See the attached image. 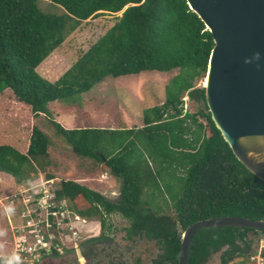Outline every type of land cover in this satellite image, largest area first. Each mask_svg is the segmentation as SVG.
<instances>
[{
    "label": "trees",
    "instance_id": "obj_1",
    "mask_svg": "<svg viewBox=\"0 0 264 264\" xmlns=\"http://www.w3.org/2000/svg\"><path fill=\"white\" fill-rule=\"evenodd\" d=\"M45 1L64 14L40 11L39 0H0V94L9 89L32 117L46 118L73 154L94 160L119 180L115 200L69 180L59 182L58 193L71 201L77 214L97 218L99 238L104 239L112 227L106 218L116 213L127 222L126 240L141 238L157 246L159 254L152 264H176L181 234L191 223L219 216L264 220V183L234 158L210 120L204 89L194 87V80L206 73L213 43L185 0ZM119 12L116 22L58 79L42 78H49L53 62L47 55L61 43L67 20L77 23ZM174 69L178 74L165 85L163 103L142 111L140 128L64 129L47 110L48 103L67 101L108 76ZM184 93L202 108L182 115ZM48 144L32 126L24 153L0 145V172L16 177L34 171L32 164L48 165ZM144 195L152 198L151 204L158 195L168 198L163 206L172 203L173 215L149 205ZM248 232L264 230H198L188 248L187 264H206L217 252L218 264H243L250 254Z\"/></svg>",
    "mask_w": 264,
    "mask_h": 264
},
{
    "label": "rangeland",
    "instance_id": "obj_2",
    "mask_svg": "<svg viewBox=\"0 0 264 264\" xmlns=\"http://www.w3.org/2000/svg\"><path fill=\"white\" fill-rule=\"evenodd\" d=\"M37 5L40 11L44 13L64 14L60 7L52 5L45 0H39ZM120 14L121 12L117 14H99L77 23L67 20L65 23L67 31L64 32L61 43L47 55V57L50 56L52 58L53 62L48 75L49 78L41 77L49 82L58 79L98 38L104 35L116 22V17H119ZM177 74L178 70L174 69L168 72L146 71L118 78L108 76L87 92L74 95L67 101L60 100L48 103L47 110L52 116L51 118L56 115L58 121L65 126L68 125V120H65V118L71 120L74 124H80V122H74V107L79 105L83 111L88 112L91 116L84 123L87 128L118 129L126 128L127 126L129 128H140L142 127V111L163 103L164 87ZM204 83L205 75L203 78L201 76L193 82L196 88L203 87ZM0 98L3 112L0 114V145L11 146L23 153L27 148L32 126L37 127L47 137L49 142L47 147L48 165L40 166L39 168L32 164L33 169L35 168L34 171L19 173L16 177L0 175V199L11 194L18 184L29 182L30 177L38 179V177H43L45 174L51 175L56 181L69 180L81 183L98 193L101 190H105V199L115 200L117 198L120 187V182L117 178L107 171L104 173L106 178L100 180L99 176L102 171L99 164L94 160L74 155L62 138L55 134L46 118L42 114L32 117L29 108L17 102L9 89L2 91ZM180 100L182 101V115L184 113H195L202 108L200 102L191 101L186 93L181 96ZM62 116L65 118H62ZM54 120L56 121V119ZM197 121L205 125L203 118L197 117ZM102 124L105 125L101 126ZM95 125L97 127H94ZM67 129H69V126ZM203 133L205 136L209 135L207 128L203 130ZM149 192L146 191L145 194ZM110 193H113L114 196H110ZM164 198L165 196L158 195L154 197L153 204H151L152 198L146 195L143 196L144 201L149 205H153V207L157 205L162 213L172 216V203H167L168 206L164 207L163 201L169 202L168 198ZM89 218V226L91 227L93 220L96 221L97 218ZM107 219L112 227L105 231L104 239L100 238L102 242H95L96 247H103L105 253L107 252L109 256L111 255V250H113L112 255H116L118 263L121 264H152V261L159 254L157 246L153 242H147L141 238L126 240L123 229L127 226V222L118 214L109 215ZM6 223L0 208V232L3 233V235H0V255L8 257L11 249ZM96 232L97 228H94L92 233L95 234ZM246 240L250 242V253H254L258 249L259 241H264V233L248 232ZM87 241L84 242L82 248L87 245ZM3 242H5L4 245ZM219 256L220 252L212 254L206 264H218ZM62 261L64 264H77L72 257ZM244 262L243 264H248L247 259Z\"/></svg>",
    "mask_w": 264,
    "mask_h": 264
},
{
    "label": "water",
    "instance_id": "obj_3",
    "mask_svg": "<svg viewBox=\"0 0 264 264\" xmlns=\"http://www.w3.org/2000/svg\"><path fill=\"white\" fill-rule=\"evenodd\" d=\"M211 36L204 103L210 120L234 158L264 183V0H185ZM264 230V220L219 216L182 232L176 264H187L188 248L200 229Z\"/></svg>",
    "mask_w": 264,
    "mask_h": 264
},
{
    "label": "built area",
    "instance_id": "obj_4",
    "mask_svg": "<svg viewBox=\"0 0 264 264\" xmlns=\"http://www.w3.org/2000/svg\"><path fill=\"white\" fill-rule=\"evenodd\" d=\"M59 182L38 177L34 182L18 184L11 194L0 199L11 249L8 257L0 256V264L14 254L20 257V264H47L64 256L85 264L81 247L98 233L100 224L95 219L90 227L92 218L74 211L71 201L58 193ZM8 209L12 210L10 214ZM106 222L110 223L107 218ZM263 250L264 241L260 240L258 249L247 256L248 264H264Z\"/></svg>",
    "mask_w": 264,
    "mask_h": 264
},
{
    "label": "flooded vegetation",
    "instance_id": "obj_5",
    "mask_svg": "<svg viewBox=\"0 0 264 264\" xmlns=\"http://www.w3.org/2000/svg\"><path fill=\"white\" fill-rule=\"evenodd\" d=\"M94 236L95 237H92V239L88 240L87 245H85L83 248L81 247L82 249L80 250V256L85 259V264H93L95 262H98V264L118 263L119 261L117 259V256L112 255V252H114L113 250H111V255L109 256L107 252L105 253L103 247H96L95 242H102L99 238V232ZM66 258H68V256H64L61 259L49 261L47 264H64L62 260Z\"/></svg>",
    "mask_w": 264,
    "mask_h": 264
},
{
    "label": "crops",
    "instance_id": "obj_6",
    "mask_svg": "<svg viewBox=\"0 0 264 264\" xmlns=\"http://www.w3.org/2000/svg\"><path fill=\"white\" fill-rule=\"evenodd\" d=\"M38 67V66H37ZM36 67V68H37ZM36 72H37V69H36ZM0 100H1V98H0ZM4 111V110H3ZM77 112V113H76ZM1 113H3L2 112V108H1V110H0V114ZM51 116V115H50ZM74 116H75V118H74V122H80V124H74V123H72V121L71 120H69V119H66L65 117H63L62 116V118H65V120H68L67 121V126H65V125H63L62 123H60L59 121H58V118H56V115H54L53 116V118L54 119H56V121L55 122H57L58 124H60V126H62L64 129H67V127L69 126V129H75V128H87V126L84 124L87 120H89L90 118H91V116H90V114L88 113V112H85V111H83L82 110V108H80V106L79 105H77L76 107H74ZM52 117V116H51ZM77 119V120H76ZM107 124V123H106ZM103 125H105V124H102L101 126H103ZM94 127H97V125H95ZM87 129H109V130H116V129H113V128H103V127H101V128H87ZM118 129H129V127L127 126L126 128H118ZM70 148V147H69ZM26 150V149H25ZM71 151V150H70ZM25 152V151H24ZM23 152V153H24ZM75 155V154H74ZM91 160V159H90ZM101 170V169H100ZM102 171V170H101ZM105 172H107V171H102V174H100V176H99V178H100V180H104L105 178H106V176H105ZM0 175L1 176H8V175H6L5 173H1L0 172ZM101 176H103V178H101ZM65 181H67V180H65ZM73 182V181H72ZM75 183H77V182H75ZM77 184H79V185H81V186H84V185H82L81 183H77ZM84 187H86V186H84ZM86 188H88L89 190H91V191H93V189H91V188H89V187H86ZM94 192H96V191H94ZM96 193H98V192H96ZM105 193H106V191L105 190H101L98 194H100V195H102L103 197L105 196ZM109 194V193H108ZM110 196H114L113 195V193H110ZM8 231V230H7ZM5 244V242H3V245ZM1 256V255H0Z\"/></svg>",
    "mask_w": 264,
    "mask_h": 264
},
{
    "label": "clouds",
    "instance_id": "obj_7",
    "mask_svg": "<svg viewBox=\"0 0 264 264\" xmlns=\"http://www.w3.org/2000/svg\"><path fill=\"white\" fill-rule=\"evenodd\" d=\"M12 210L11 209H8L7 212L10 214ZM0 235H3L2 232H0ZM5 264H20V257L18 255H13L12 257L8 258L6 261H5Z\"/></svg>",
    "mask_w": 264,
    "mask_h": 264
},
{
    "label": "bare ground",
    "instance_id": "obj_8",
    "mask_svg": "<svg viewBox=\"0 0 264 264\" xmlns=\"http://www.w3.org/2000/svg\"><path fill=\"white\" fill-rule=\"evenodd\" d=\"M205 84H206V79L203 87L205 86ZM249 157H253L255 158V160H257L258 163L264 164V153L262 155H256V156L249 155Z\"/></svg>",
    "mask_w": 264,
    "mask_h": 264
}]
</instances>
